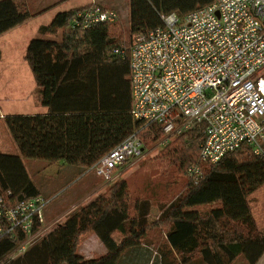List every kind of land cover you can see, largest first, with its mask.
<instances>
[{"label": "trees", "instance_id": "trees-1", "mask_svg": "<svg viewBox=\"0 0 264 264\" xmlns=\"http://www.w3.org/2000/svg\"><path fill=\"white\" fill-rule=\"evenodd\" d=\"M210 3L128 0V33L132 37L146 33L163 25L162 15L181 17ZM95 5L57 12L29 40L24 60L35 80L36 101L47 112L4 117L19 155L0 153V193L10 190L13 202L40 196L23 158L86 169L134 132L143 142V158L161 149V158L175 166L186 182L149 220V203L129 200L126 181L118 175L104 183L106 191L2 264H117L126 249L140 244L155 248L159 264H234L238 257L256 264L264 256V234L255 226L248 196L264 185V155L243 143L217 163L201 164L199 177L187 176V168L199 160L205 137L202 127L156 146L161 127L137 122L130 113L132 38L125 48L122 37L111 31L115 22L86 28L71 23L78 12ZM45 11L29 10L25 0H0V35ZM89 233L97 236L106 252L87 259L79 252V242ZM22 240V235L0 236V262Z\"/></svg>", "mask_w": 264, "mask_h": 264}, {"label": "built area", "instance_id": "built-area-1", "mask_svg": "<svg viewBox=\"0 0 264 264\" xmlns=\"http://www.w3.org/2000/svg\"><path fill=\"white\" fill-rule=\"evenodd\" d=\"M117 19L116 10L95 5L78 12L71 23L86 28ZM161 19V27L132 37V118L161 127L159 148L170 137L201 126L205 137L198 163L186 170L192 178L201 175V164L217 163L243 143L264 155V0H211L184 16L171 13ZM144 150L134 132L86 171L110 182L119 169L143 158ZM10 197L8 189L0 193V236L22 235L23 240L0 264L53 226L43 215L49 199L40 195L13 202Z\"/></svg>", "mask_w": 264, "mask_h": 264}, {"label": "rangeland", "instance_id": "rangeland-1", "mask_svg": "<svg viewBox=\"0 0 264 264\" xmlns=\"http://www.w3.org/2000/svg\"><path fill=\"white\" fill-rule=\"evenodd\" d=\"M25 1L29 10L38 12L40 11L39 9L43 7L41 4L47 0ZM117 1L122 9L125 10L126 0ZM50 15L51 14H40L39 17L33 18L24 26L12 30L0 37V64L13 58L16 63L22 64L23 68H26L24 64L26 63L24 60L26 46L31 38L37 36L36 27L41 24H46L50 19ZM111 28L114 35H120L122 37L124 40L122 45L127 48V43L130 42L132 36L128 33L126 17L123 14H119L118 19L112 24ZM23 68L21 67L20 71H22ZM24 87L26 93H29L30 86L27 82ZM34 90L35 89H32V92L35 97ZM24 110L28 111V108ZM8 136V142H6L2 151L6 154L19 155V151L9 132ZM160 150L161 149H156L150 152L145 158H141L130 166H125L117 171L119 172L120 178L126 181L129 200H136L137 202L146 200L149 203V220L157 217L160 206L174 199V197L182 191L186 182V178L179 174L175 166L161 158V155H159ZM23 162L31 180L39 187L41 186V195L49 199V202L44 207L43 215L46 211H53V215H55L53 217L58 216V220L60 221L65 219V214H60L72 207L69 213H67L68 217L72 212H75L81 204L91 202L96 198L97 194L107 189L103 179L99 178L93 171H86L85 168L80 169L76 167L73 172L68 174L63 172V164H59L58 162L25 158H23ZM96 187H99L98 189L101 190L97 193H93ZM261 192H264V188L258 191L256 196L261 194ZM252 202L253 200L249 202V206L253 209V213H255ZM132 224H134V222ZM82 246L83 237L79 242V251L80 248L81 250L84 249ZM157 246H160V244ZM97 250V248L94 249V255H96V257L99 256V251ZM242 263V261L237 262V264ZM195 264H199V262Z\"/></svg>", "mask_w": 264, "mask_h": 264}, {"label": "crops", "instance_id": "crops-1", "mask_svg": "<svg viewBox=\"0 0 264 264\" xmlns=\"http://www.w3.org/2000/svg\"><path fill=\"white\" fill-rule=\"evenodd\" d=\"M15 1H19V0H15ZM93 2L102 6L103 8L116 10L118 15L123 14L127 20L129 18L128 0H126L125 10L122 9V7L119 5L117 0H50V1L47 0L41 4L43 7L39 10L40 11L46 10L44 13H42V15L51 14L49 16L50 19L47 21L48 23L57 12L78 8ZM31 20L20 24L19 26L13 28L12 30L24 26L26 23L30 22ZM41 25H45V24H41ZM38 27H36V30ZM6 33L0 35V37L6 35ZM24 64L26 68H23L22 64L16 63V61L13 58L0 64V103H1L0 104V153L3 154H6L2 150L5 147L6 142H8L7 139L9 138L8 136L9 131L4 122L5 116L9 114H44L47 112V108L41 106L35 100L34 94L32 92V89H35L36 87L35 80L27 63ZM21 67L23 68L22 71H20ZM26 82L30 86L29 93H26V90L24 89ZM27 108L28 111H25L24 109ZM58 163L63 164L61 162ZM62 166H63L62 167L63 172H66L68 174L73 172L74 169H76V167L80 169L82 168L79 166H72L67 164H63ZM34 185L37 187L41 195V186L39 187L35 183ZM98 188L99 187L94 188L93 193H97L101 190ZM262 188H264V185L259 187L257 190H255L253 193H251L248 196V205L249 202L253 200L252 205H254L253 208L255 210V213H253V209L250 206L249 209L252 218L254 220L255 226L260 234H264V192H261V194H259L258 196H256L257 195L256 193L260 191ZM71 208L66 210L64 213L60 215L65 214L66 217L68 215L67 213H69ZM53 214H54L53 211L51 212L46 211V213L44 214L45 217L44 219L46 224L55 225L57 222L62 221V220L61 221L58 220V216L53 217L55 216ZM82 247L84 249L81 250L80 248L79 252L83 257L87 259L96 257V255H94L95 248L98 249L97 251H99V255H102L106 252L105 247L94 233H89L83 236ZM238 261H242L243 262L242 264H245L242 257H238L235 260L234 264H237ZM117 264H159V262L156 251L152 246L140 244L126 249L122 253ZM256 264H264V256H262Z\"/></svg>", "mask_w": 264, "mask_h": 264}]
</instances>
